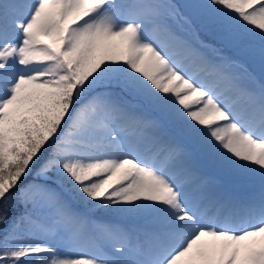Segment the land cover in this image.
<instances>
[{
    "label": "snow or ice",
    "instance_id": "6c2138e0",
    "mask_svg": "<svg viewBox=\"0 0 264 264\" xmlns=\"http://www.w3.org/2000/svg\"><path fill=\"white\" fill-rule=\"evenodd\" d=\"M5 224L0 264H264V0H0Z\"/></svg>",
    "mask_w": 264,
    "mask_h": 264
},
{
    "label": "trees",
    "instance_id": "16d2710c",
    "mask_svg": "<svg viewBox=\"0 0 264 264\" xmlns=\"http://www.w3.org/2000/svg\"><path fill=\"white\" fill-rule=\"evenodd\" d=\"M172 3H175L177 5H181L183 3H185V0H172ZM203 39V37H201ZM211 38H209L210 41ZM259 71V69L257 68V72ZM31 179V177H30ZM20 211H22V208L16 203L15 200H13L10 205H9V211H8V215H9V219H11V217L17 213H19ZM99 216H106V214L104 212H99L97 213ZM6 227L5 225H0V236L3 235L2 229ZM27 237H25L24 239H26ZM64 251H67L66 248L63 249Z\"/></svg>",
    "mask_w": 264,
    "mask_h": 264
},
{
    "label": "rangeland",
    "instance_id": "374dc122",
    "mask_svg": "<svg viewBox=\"0 0 264 264\" xmlns=\"http://www.w3.org/2000/svg\"><path fill=\"white\" fill-rule=\"evenodd\" d=\"M29 239H34V238H32V237H27L25 240H29ZM66 250L68 251V249H66ZM81 251L88 252V251H90V249L87 248V247H85V248L81 249Z\"/></svg>",
    "mask_w": 264,
    "mask_h": 264
}]
</instances>
